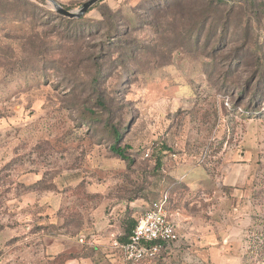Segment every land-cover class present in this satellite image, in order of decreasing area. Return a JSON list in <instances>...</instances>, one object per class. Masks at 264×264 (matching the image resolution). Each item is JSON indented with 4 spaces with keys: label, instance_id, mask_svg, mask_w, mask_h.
<instances>
[{
    "label": "rangeland",
    "instance_id": "obj_1",
    "mask_svg": "<svg viewBox=\"0 0 264 264\" xmlns=\"http://www.w3.org/2000/svg\"><path fill=\"white\" fill-rule=\"evenodd\" d=\"M80 18L0 0V264H131L110 235L164 194L179 239L137 264H264V0Z\"/></svg>",
    "mask_w": 264,
    "mask_h": 264
},
{
    "label": "built area",
    "instance_id": "obj_2",
    "mask_svg": "<svg viewBox=\"0 0 264 264\" xmlns=\"http://www.w3.org/2000/svg\"><path fill=\"white\" fill-rule=\"evenodd\" d=\"M168 196L162 195L137 219L130 235L124 243L118 236L110 235L113 249L119 250L124 260L131 264L156 259L169 244L177 241L175 224L167 212ZM78 243L88 247L97 244L95 236L79 237Z\"/></svg>",
    "mask_w": 264,
    "mask_h": 264
},
{
    "label": "trees",
    "instance_id": "obj_3",
    "mask_svg": "<svg viewBox=\"0 0 264 264\" xmlns=\"http://www.w3.org/2000/svg\"><path fill=\"white\" fill-rule=\"evenodd\" d=\"M211 2H213V5L214 6H217V5H220L221 3H223V0H211ZM58 14V13H57ZM58 17L61 18L63 20V22L65 23H71V24H79L80 21L82 20V18H67V17H64L60 14H58ZM113 138H114V142L117 143V141H119V138H120V134L119 132H115L114 135H113ZM114 143V144H115ZM111 151L116 155L118 156L119 158H121L122 160H125V161H130L128 160V158L126 157L125 155V150L124 149H121L119 147H116L115 145H113L111 147ZM168 196V195H167ZM161 197V196H160ZM160 199V198H159ZM158 199V200H159ZM157 201V200H156ZM155 202V201H154ZM153 203V202H152ZM168 204H169V199H168ZM167 204V206H168ZM151 205V204H150ZM149 205V206H150ZM137 220H130L129 222H125L124 224V228H123V234L122 236H120L118 238L119 242L121 243H124L128 236L130 235L132 229L134 228L135 224H136ZM78 231L75 233L77 234Z\"/></svg>",
    "mask_w": 264,
    "mask_h": 264
},
{
    "label": "water",
    "instance_id": "obj_4",
    "mask_svg": "<svg viewBox=\"0 0 264 264\" xmlns=\"http://www.w3.org/2000/svg\"><path fill=\"white\" fill-rule=\"evenodd\" d=\"M48 1L56 13L67 17V18H80L83 14H85L93 5L98 3L101 0H88L84 4H82L81 8L74 13L68 12L64 10L61 6H59L54 0H46Z\"/></svg>",
    "mask_w": 264,
    "mask_h": 264
},
{
    "label": "crops",
    "instance_id": "obj_5",
    "mask_svg": "<svg viewBox=\"0 0 264 264\" xmlns=\"http://www.w3.org/2000/svg\"><path fill=\"white\" fill-rule=\"evenodd\" d=\"M236 168L239 169V171H241V172H245L246 170H247V172H248V168H249V166L246 165V164L239 163V164L236 165ZM234 169H235V167H234ZM230 175H232V174H230ZM230 175L227 174V177H225V181H229V180H230V178H231ZM245 177H246V174H245V176H244V179H245ZM167 212H168V214L171 216V218H172V220H173V222H174V224H175L177 237H178V239H179V231H178L179 224H178V222L176 221V219H174L173 216L169 213V204H168V206H167Z\"/></svg>",
    "mask_w": 264,
    "mask_h": 264
}]
</instances>
